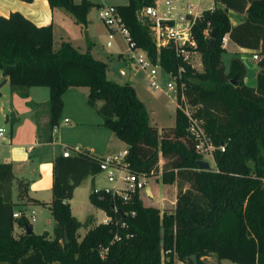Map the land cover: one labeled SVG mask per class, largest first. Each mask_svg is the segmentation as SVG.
Instances as JSON below:
<instances>
[{"label": "trees", "instance_id": "trees-1", "mask_svg": "<svg viewBox=\"0 0 264 264\" xmlns=\"http://www.w3.org/2000/svg\"><path fill=\"white\" fill-rule=\"evenodd\" d=\"M215 1L220 6L204 11L193 28L201 69L183 61L170 46L155 47L147 25L137 16V10L152 0L115 5L130 37L153 62L164 71L184 66L181 79L187 99L215 146L214 167L208 169L196 165L201 154L194 150L180 110H174L172 125L150 124L133 86L108 79L103 60L89 50L78 51L68 41L54 49L50 24L35 25L16 10L0 15V72L20 95H26L31 85L47 86L48 130L57 123L64 90L86 86V103L126 144L127 166L176 186L173 207L159 209L144 204L138 194L127 202L113 200L108 193L93 191L91 182L88 199L109 219L95 222L87 215L80 221L70 212L68 199L84 177L98 173L96 155L84 150L56 155L47 204L53 218L48 238L45 230L24 233L23 224H30L23 211L12 215L14 175L9 162H0V264H161L172 258L173 264H192L190 254H195L197 264H205L200 257L210 252L240 264H264V0ZM47 2L72 14L83 28L88 9L98 5L90 0ZM228 9L242 14L239 22H230ZM206 26L215 28L210 43L202 32ZM225 34L238 46L260 53L254 85L244 82L245 66L237 53L225 70L221 59ZM15 184L19 202L43 203L27 195L25 181L15 178ZM14 224L22 230L14 233ZM79 227L85 228L80 237ZM166 249L170 251L163 254Z\"/></svg>", "mask_w": 264, "mask_h": 264}, {"label": "crops", "instance_id": "crops-1", "mask_svg": "<svg viewBox=\"0 0 264 264\" xmlns=\"http://www.w3.org/2000/svg\"><path fill=\"white\" fill-rule=\"evenodd\" d=\"M14 10L19 11L35 25L50 24L52 31V47L54 49L59 46L61 41H68L78 51H84L82 47L86 46L85 41L82 42V39H80V44H76L73 40L74 37L70 35L71 30H76L72 26H75L77 22L74 20V16L62 7H50L47 0H0V15L5 16L10 11ZM239 14L240 15H237L238 19L236 17L235 21L231 22L232 24L239 22L242 17V14ZM86 18V26L88 30L90 26V19L87 16ZM86 37L91 43V46H89V48L87 47L90 54L97 59L103 60L102 57L95 55L93 52L94 42L91 39V35H86ZM54 38H56V40ZM225 38L226 42L228 40V44L231 45L233 51L239 50L240 52H247L249 54V49L233 43L228 39L227 35ZM103 61L106 63L105 60ZM254 68L256 69L255 65H252L253 70ZM123 81H131V78L127 77ZM6 82L7 85L4 88ZM248 85H254V81ZM133 88L136 96L144 103L143 99L138 96L134 85ZM87 92L88 88L86 86H68L64 90L62 93V108L59 115L66 111L67 105H69L68 111L75 117V120L72 124H70L69 118L63 115L60 119L59 116L56 123L57 129L51 133V130H48L46 127L49 117L47 86L31 85L27 88L26 95H20L17 90L10 87L7 76L2 75L0 72V128L1 126L4 128L3 130L1 128L0 135V162L10 163L11 170L14 175L12 182L15 181V178L25 181L27 184V195L43 202L42 204L21 203L16 200L17 204L13 206V211L17 213H21L20 211L25 213L26 210L30 211L33 219H30L29 224L31 231L34 233L36 230L33 228L34 225L32 222H36V226L40 222L51 225L52 216L47 204L51 199L50 187L52 182V162L56 155L61 154L63 145H67L70 148L77 145L80 150L87 151L88 153L96 156L120 152L126 148V144L122 140L117 138L109 128L101 124L100 116L97 118L95 115L97 114L95 108L86 103L85 98ZM163 96L166 97V101L168 103H171L167 95L163 94ZM144 105L148 111V120L150 123L152 116L145 103ZM64 118L67 120L63 121ZM77 123L81 124L83 135H81L79 139H69L64 137L63 139L68 141L63 142V135H60L59 133L57 134L58 126L61 124L73 131L78 125ZM172 124H162L158 126L160 127ZM53 134H55L54 137L52 136ZM47 135H50V140H45ZM70 153L72 154L74 152L70 150ZM100 173L101 172H98L92 177L87 175L73 188L72 195L68 199V203L70 212L76 216V218L79 219L77 212L81 208L79 205L77 207V205L74 206L72 204L75 190L80 187L86 190L87 179L92 182L93 186H99L96 185L95 181ZM157 183L161 184L162 182L154 181V185H147L144 191L143 189L140 190L138 193L140 199L143 200L145 196L147 198H153L151 191L153 188L158 189ZM90 188L91 186L86 190L88 203L85 206L88 208L87 211H89L86 215H92L95 219L96 215L92 211V208H95V206L92 205L88 199V192L90 191ZM147 193H149L150 196H148ZM10 197L12 201L13 197L11 194ZM169 201L172 208L175 202V197ZM84 202H86L85 199ZM102 214L103 216L101 219L96 218L95 220L103 221L106 216L104 213ZM80 228L81 227H79L77 231L78 233L83 234L85 228L83 231H81ZM41 229L42 231L45 230L49 236V231L47 229L44 227ZM21 230L22 229L19 225H13L14 233ZM200 259L205 264H240L226 258H217L213 252L201 256Z\"/></svg>", "mask_w": 264, "mask_h": 264}, {"label": "built area", "instance_id": "built-area-1", "mask_svg": "<svg viewBox=\"0 0 264 264\" xmlns=\"http://www.w3.org/2000/svg\"><path fill=\"white\" fill-rule=\"evenodd\" d=\"M218 6L220 4L215 0H152L151 3L142 5L137 10V16L147 25L148 35L157 49L170 46L176 55L193 66L190 58L198 52L193 38V28L204 11H212ZM98 15L110 31H118L122 35L127 47V56L133 60L138 70L143 74L146 87L155 92L162 91L163 94L169 97L174 110L177 108L184 114L187 120V131L194 141V150L201 155L212 156L215 146L205 134L201 120L193 114V107L190 105L185 93V85L181 79L184 66L182 64L178 65L175 72L171 70L164 71L157 62H153L147 52L134 43L115 5H101ZM209 30V26H206L202 32L204 35H209ZM224 37L221 39L222 46L225 42ZM105 45L110 46V40H107ZM249 56L250 59L254 60L257 58V53L250 50ZM157 68L167 77L164 83L158 76ZM169 92L173 93L172 96L169 95ZM66 120V118L63 119V121ZM56 129L57 124H53L51 133ZM219 149L223 150V146L219 145ZM70 150L74 153L80 151L77 145L72 148L63 145L61 155H70ZM125 153L126 149H123L120 152L96 156L98 172L103 174L106 183L93 186V191L108 193L113 200L118 199L121 202H127L132 195L145 189L148 185L149 176L130 169L124 159ZM147 194L150 196L149 193ZM112 208L116 210L117 207L112 204ZM129 214L132 215L133 211H129ZM12 215L17 216L18 213L13 212ZM30 219H33L32 215ZM108 219L109 217L106 216L103 221ZM120 224L124 226V223ZM114 238H117L116 235H114ZM168 251L170 249L163 250V254Z\"/></svg>", "mask_w": 264, "mask_h": 264}, {"label": "rangeland", "instance_id": "rangeland-1", "mask_svg": "<svg viewBox=\"0 0 264 264\" xmlns=\"http://www.w3.org/2000/svg\"><path fill=\"white\" fill-rule=\"evenodd\" d=\"M78 1V0H74ZM94 3H97L98 5H92L88 9L87 17L90 19V26L87 30V26L83 28L82 25L79 23H76L74 27L76 30H71L70 35L74 37V42L76 44H80V39H82V42L85 41L86 46L82 47L84 51H86L88 45L91 46V43L88 41L86 35H91V39L94 42L93 46V52L95 55L100 56L103 58V60L106 61V77L114 80L116 82H124L125 78L129 77L131 78V81H128L131 85L133 84L138 96L143 99L144 103L146 104L148 110L151 113V124L156 125H162V124H172L173 122V114H174V106L172 103H168L166 101V97L163 96L162 91H152L148 88H146L145 85V79L143 74L138 70V67L136 64L133 62L132 59L128 58L127 56V47L125 44V41L122 37V35L118 31H110L100 20L98 11L100 9L101 5H116V4H125L127 0H91ZM210 4V3H209ZM227 16L230 22H234L235 18L237 15H240L238 12L228 9L227 10ZM238 19V17H237ZM85 31V32H84ZM86 34V35H85ZM226 37V35H224ZM223 36V37H224ZM81 37V38H80ZM224 37V38H225ZM56 40V38H54ZM107 40H110L111 46H106L105 42ZM228 40L223 43V49L224 51L221 53V59L224 63L225 70H227L228 66V60L229 58L235 53L238 54L240 59L243 61V64L245 66V76H244V82L246 84H250L254 81V70L252 69V65H255L256 67V61L260 57V53L258 50H254L257 53V58L256 59H250V56L247 52H240L239 50L233 51L231 48V45L228 44ZM225 45V46H224ZM190 61L196 69H201V64L199 60V53L196 52L191 58ZM157 73L159 78L161 79L162 83L165 82L167 77L164 75V73L157 68ZM7 82L4 86L6 87ZM132 85V86H133ZM172 92H169V95L172 96ZM172 98V97H171ZM62 108V107H61ZM76 108V107H75ZM69 105H67L66 111L61 113L60 119L62 116H66L69 118V123L72 124L74 122L75 117L71 114V112L68 111ZM97 118H99L98 114H95ZM78 125L76 128L72 131L70 128H66L62 126L61 124L58 126V131L57 134L59 133L60 135L62 134V141L67 142L68 140L63 139L64 137L69 138V139H79L81 135H83V131L81 129V124L77 123ZM163 126H169V125H163ZM2 130L4 129L3 126H1ZM55 134L52 136L54 137ZM76 144V143H74ZM119 150V149H118ZM201 158L204 159L209 163V168L214 167L213 159L212 156L210 155H201ZM162 159L160 158L159 163H161ZM155 182H161V181H156L154 177L149 176L148 177V185H154L153 183ZM91 181L87 179V188L90 187ZM96 185H104L105 179L103 177V174H99V176L96 178L95 181ZM158 189L153 188L152 189V194L153 198H147L146 196L142 200L144 204H151V205H156L159 209H170L171 208V203L169 200L174 199L175 193H176V186L175 183H157ZM86 190L84 188H77L75 190V194L72 199V204L75 206L78 205L80 206V210L77 212L78 217L81 221L85 219L87 216L86 214L89 212L87 211L88 208L85 206L87 205V197H86ZM144 191V189H143ZM142 191V192H143ZM11 195L13 197L12 201L14 203L13 206L17 204V199L15 198L16 195V184L15 181L12 182L11 185ZM163 197V198H161ZM84 199L86 202H84ZM85 203V204H84ZM92 211L96 215L95 219H101L104 213L100 208H92ZM24 215L26 216L27 220L30 221V211L26 210ZM94 221H98L95 220ZM33 223V228L36 230V232L40 233L42 232L41 228H45L49 231V236L48 238L52 237V227H53V219L51 218V225H47L46 223L40 222L36 226V222ZM78 230V229H77ZM81 231L84 230V227L80 228ZM35 232V233H36ZM48 235V234H47ZM82 234L79 233V237ZM78 237V239H79ZM172 261H175V258H172ZM173 262L170 263H165L162 262L161 264H173Z\"/></svg>", "mask_w": 264, "mask_h": 264}, {"label": "water", "instance_id": "water-1", "mask_svg": "<svg viewBox=\"0 0 264 264\" xmlns=\"http://www.w3.org/2000/svg\"><path fill=\"white\" fill-rule=\"evenodd\" d=\"M214 35H215V28H212V29H210L209 37L207 38L208 43L211 42V38ZM86 51H88V48L86 49ZM231 80H232L233 83L235 82L234 77H232ZM196 165L199 168H202V169H208L209 168V163L207 161H205V160H202V159H197L196 160ZM116 210L120 213L121 216H124V213L121 212L119 208H116ZM23 227H24V233H30L31 232V228H30V226L27 223H24ZM189 258L191 259V263L192 264H197V259H196L195 254H190Z\"/></svg>", "mask_w": 264, "mask_h": 264}]
</instances>
